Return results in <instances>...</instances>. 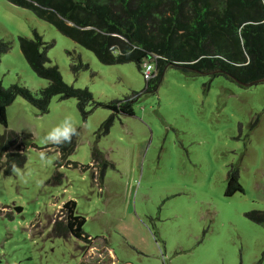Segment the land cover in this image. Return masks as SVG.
Listing matches in <instances>:
<instances>
[{"label": "rangeland", "instance_id": "rangeland-1", "mask_svg": "<svg viewBox=\"0 0 264 264\" xmlns=\"http://www.w3.org/2000/svg\"><path fill=\"white\" fill-rule=\"evenodd\" d=\"M35 33L49 46L50 65L96 102L141 95L109 133L101 125L113 111L92 105L85 117L74 97L55 95L46 113L20 96L8 107V129L20 134L27 157L21 168L32 175L25 184L0 163V264H264V225L247 215L264 210V82L243 86L169 66L148 93L137 63L104 64L55 26L0 0V38L11 42L1 55L3 86L48 84L20 47L19 36ZM79 59L88 67L76 73ZM67 115L80 134L72 163L57 167L60 153L43 137ZM94 149L113 165L103 183L93 176L100 169ZM233 166L243 191L227 195ZM68 200L86 218L91 242L54 234Z\"/></svg>", "mask_w": 264, "mask_h": 264}, {"label": "trees", "instance_id": "trees-1", "mask_svg": "<svg viewBox=\"0 0 264 264\" xmlns=\"http://www.w3.org/2000/svg\"><path fill=\"white\" fill-rule=\"evenodd\" d=\"M55 26L63 35L93 51L104 64L135 62L144 70L145 63L155 67L147 80L145 92L157 89L169 66L192 75L208 74L211 78L224 75L243 86L264 79V0H7ZM21 50L33 71L48 84L33 91L21 84L3 86L0 80V163L5 174H11L13 163H26L20 134L8 129L7 109L17 97L38 108L49 111L55 95L74 97L83 116L90 106L103 105L113 113L102 123L109 133L117 114H133L132 102L141 94L134 91L125 100L103 104L94 100L87 88L68 84L58 65H50L47 42L38 33L35 37L19 36ZM11 49V42L0 38L1 55ZM71 69L87 68L79 59ZM253 83V84H251ZM76 138L70 144L54 146L60 153L57 167L72 163L69 156L75 149ZM102 156V158H100ZM93 160L100 166L98 177L103 183L108 166L100 150L94 149ZM94 164V165H95ZM73 166H77L74 164ZM55 177H59L57 175ZM226 194L243 191L239 183V168L228 172ZM21 209L20 207H18ZM247 215L264 225V210ZM54 219L55 235L75 237L91 242L84 231L86 218L77 212L75 200H68Z\"/></svg>", "mask_w": 264, "mask_h": 264}, {"label": "clouds", "instance_id": "clouds-1", "mask_svg": "<svg viewBox=\"0 0 264 264\" xmlns=\"http://www.w3.org/2000/svg\"><path fill=\"white\" fill-rule=\"evenodd\" d=\"M71 115H67L64 119L50 131H48L43 137L44 144H52L56 146H64L72 142L73 137L78 136L79 128ZM39 158L45 164L51 163L48 159V154L45 152L39 153ZM11 173L17 176L23 183L27 184L31 178V173L25 169H22L17 164L11 165ZM39 184H43V181H38Z\"/></svg>", "mask_w": 264, "mask_h": 264}, {"label": "built area", "instance_id": "built-area-1", "mask_svg": "<svg viewBox=\"0 0 264 264\" xmlns=\"http://www.w3.org/2000/svg\"><path fill=\"white\" fill-rule=\"evenodd\" d=\"M155 73V67L151 63H145L144 64V70H143V75L146 79H150Z\"/></svg>", "mask_w": 264, "mask_h": 264}, {"label": "water", "instance_id": "water-1", "mask_svg": "<svg viewBox=\"0 0 264 264\" xmlns=\"http://www.w3.org/2000/svg\"><path fill=\"white\" fill-rule=\"evenodd\" d=\"M260 81H264V79H261ZM251 84H253V83H251Z\"/></svg>", "mask_w": 264, "mask_h": 264}]
</instances>
